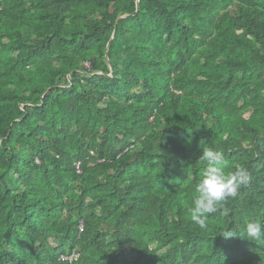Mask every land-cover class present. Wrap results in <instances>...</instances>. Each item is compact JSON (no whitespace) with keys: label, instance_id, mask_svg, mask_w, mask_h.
I'll return each instance as SVG.
<instances>
[{"label":"trees","instance_id":"trees-1","mask_svg":"<svg viewBox=\"0 0 264 264\" xmlns=\"http://www.w3.org/2000/svg\"><path fill=\"white\" fill-rule=\"evenodd\" d=\"M200 144L250 176L205 228ZM257 218L264 0H0V264H264Z\"/></svg>","mask_w":264,"mask_h":264},{"label":"clouds","instance_id":"clouds-1","mask_svg":"<svg viewBox=\"0 0 264 264\" xmlns=\"http://www.w3.org/2000/svg\"><path fill=\"white\" fill-rule=\"evenodd\" d=\"M200 147L202 155L199 159L205 162V168L199 183L195 185L189 212L191 220L200 228H205L209 214L217 212L229 198H235L241 187L250 183V176L243 166L226 171L228 162L221 151L202 147L201 144ZM224 214H227L226 208ZM232 236L236 235L230 231L223 235L225 238ZM244 237L254 243L264 244V221L259 218L246 221Z\"/></svg>","mask_w":264,"mask_h":264},{"label":"built area","instance_id":"built-area-1","mask_svg":"<svg viewBox=\"0 0 264 264\" xmlns=\"http://www.w3.org/2000/svg\"><path fill=\"white\" fill-rule=\"evenodd\" d=\"M76 169H77L78 174H83L81 162H79L78 164L76 163ZM79 256H80L79 254L75 253L73 256L62 257V260L73 261V260H77L79 258Z\"/></svg>","mask_w":264,"mask_h":264},{"label":"rangeland","instance_id":"rangeland-1","mask_svg":"<svg viewBox=\"0 0 264 264\" xmlns=\"http://www.w3.org/2000/svg\"><path fill=\"white\" fill-rule=\"evenodd\" d=\"M79 162H77V164H78Z\"/></svg>","mask_w":264,"mask_h":264}]
</instances>
